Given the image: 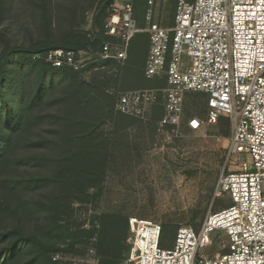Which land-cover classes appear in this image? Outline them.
Instances as JSON below:
<instances>
[{"label":"rangeland","instance_id":"1","mask_svg":"<svg viewBox=\"0 0 264 264\" xmlns=\"http://www.w3.org/2000/svg\"><path fill=\"white\" fill-rule=\"evenodd\" d=\"M101 1L3 0L7 4L0 8V50L5 43L19 46L21 50L10 51L13 60L26 59L30 49L45 42L59 43L69 31L93 33L89 38L92 42L94 33L99 30L93 26V16ZM125 1L134 5L140 29L146 28L148 1H152V20L164 27L171 26L178 2ZM44 4L47 16L43 12ZM147 54L148 35L140 32L134 37L124 63L89 66L76 78L57 74L48 82L39 111L43 118L31 129L30 139L42 135L49 143L29 152L58 158L68 150H82L83 146L67 144L70 138L90 135L89 147L84 148L95 152L98 171L90 176H78V182L71 188L48 182L15 199L24 206L27 232L59 249L51 256V263L43 257L35 264H80L90 250L97 264L106 261L97 242L98 218L104 214L159 223L169 242L174 239L178 227L197 228L209 211L229 204L226 197L212 200L218 176L225 165L231 134L229 125L221 120L199 130L186 127L187 119L192 116L205 119L207 99L204 95L186 96L177 135L168 130L158 131L155 120L160 109L156 110L154 119L123 126L104 101V95L112 98L123 91L164 86L163 81L143 76ZM18 61L14 64L16 68L21 65ZM20 70L25 78L26 72L23 68ZM15 76L19 78L16 73ZM78 84L84 88L76 89ZM78 102H81L79 106ZM71 121L72 126H69ZM54 169L55 163L47 161L36 166H20L18 171L49 177ZM11 219L7 213L0 212V228L9 227ZM89 228L95 229L92 238L78 243L75 251H69L68 245L76 240L72 234ZM218 240L212 245L214 251L218 249ZM123 245L121 256L110 259L113 261L110 264H123L128 249L126 240ZM31 256V250L25 248L19 261L26 262Z\"/></svg>","mask_w":264,"mask_h":264},{"label":"built area","instance_id":"2","mask_svg":"<svg viewBox=\"0 0 264 264\" xmlns=\"http://www.w3.org/2000/svg\"><path fill=\"white\" fill-rule=\"evenodd\" d=\"M148 6L146 28L140 29L133 4L113 1L100 48H56L43 59L74 71L124 63L132 39L146 32L143 74L164 86L119 92L114 111L145 122L160 102L158 131L177 135L186 96L204 95L205 119L192 116L186 127L199 130L227 119L229 146L212 200L226 197L229 204L209 211L197 228L178 227L166 249L160 247L159 223L129 218L123 264H264V0H178L170 27L154 22L152 1ZM80 264H97L92 250Z\"/></svg>","mask_w":264,"mask_h":264},{"label":"trees","instance_id":"3","mask_svg":"<svg viewBox=\"0 0 264 264\" xmlns=\"http://www.w3.org/2000/svg\"><path fill=\"white\" fill-rule=\"evenodd\" d=\"M113 1L115 0H102L98 5L93 16V26L99 30L94 33L92 42L89 41V38L93 33L69 31L59 43L45 42L30 49V56L26 57V59L19 57L13 60L10 51L21 50L19 46H10L5 43L0 50V212L7 213L12 218L9 227L0 228V243L2 244L0 248V264H35L43 257L51 263V256L59 250L45 244L37 235L27 232L23 213L24 206L15 200L19 198V194L36 190L48 182L55 185L62 184L67 188H71L78 182V176H90L98 171L95 152L84 148L89 147L90 135L75 139L70 138L66 143H70L73 146H83L82 150L75 152L68 150L63 156L55 158L29 152L30 150H40L45 144L49 143V140L42 135H38L33 140L30 139V131L43 118L39 111L49 84L48 82L52 76L64 74L76 78L80 72L85 70L74 71L66 67L53 68L45 63L44 55L56 48L71 50H96L100 48L102 43L106 41V37L103 35L106 10ZM5 4L7 3L0 0V8L1 6L4 7ZM42 8L44 16H47L46 5H42ZM87 45L90 46L86 47ZM130 45L128 55L130 54ZM16 60H19L21 64L18 68L14 67ZM18 62L16 63L18 64ZM22 68L27 74L25 78L20 72ZM15 73L18 74V79L15 78ZM81 88H84L81 84L76 87V89ZM82 94L87 97L85 91H82ZM116 95L112 98H107L104 95V101L108 103L111 111L114 110ZM90 98V100H94V98ZM80 103L78 102V106ZM157 109H160L161 113L156 118L155 123L162 115L160 102L151 108L149 120L155 118ZM116 115L123 126L130 125L133 121H139L118 113ZM221 120L228 124L225 118L219 119L218 123ZM72 123L71 121L69 126H72ZM47 161L55 163L54 172L49 177L26 175L18 171L20 166L30 164L36 166ZM98 219L97 242L99 241L101 256L103 255L106 260L100 264H110L113 262L110 259L119 258L124 250L123 242L128 234V220L109 214H104ZM94 230V228H89L74 232L72 235L78 241H72L68 245V250L75 251L74 247L78 243L92 238ZM174 239H169V242H167L162 229L160 247L171 248ZM25 248L31 250L32 256L26 262H20V253Z\"/></svg>","mask_w":264,"mask_h":264}]
</instances>
